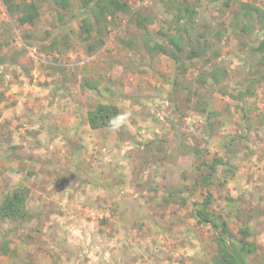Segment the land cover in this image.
Instances as JSON below:
<instances>
[{"label":"rangeland","instance_id":"374dc122","mask_svg":"<svg viewBox=\"0 0 264 264\" xmlns=\"http://www.w3.org/2000/svg\"><path fill=\"white\" fill-rule=\"evenodd\" d=\"M121 1L129 4L132 10L147 8L154 18V22L149 25L150 31L162 44H167V37L161 32H170L171 22L164 14V0ZM187 1L199 9L202 20L195 36L206 34L220 52V57L211 64H206L203 59L195 60L193 69L187 74L178 73L175 61L165 55L160 54L149 63L140 32L131 21L132 14L123 15L119 25L110 24L104 34L103 47L90 55L86 44L78 37V24L83 16L79 0H71L72 10L79 12V16L68 25L72 14L64 10L67 14L66 23L60 22L58 8L50 0H45L40 20L33 28L34 39L37 38V41L29 39L30 42L26 41L28 44L22 39L25 30L10 17L0 1V54L18 58L17 63L11 62L0 68V93L6 94L2 103L4 105H0V108L4 106L0 109L1 139H4V134H9L11 146H15L13 142H18L17 137H12L15 130L30 131L26 128L29 124L24 118L28 101L15 99L17 87L35 86L49 90L45 101L48 107L56 108L57 112L48 111L51 114L48 125L52 129L46 131L47 137L60 134L55 121L61 115H66V111L68 122L74 120L75 116L81 117L79 133L68 135L72 141L67 150H61L59 143L55 144L52 138L49 142L46 139L40 142L43 150L35 153L37 155L32 151L37 149L34 141L25 144L19 142L21 145L13 151L23 158V162L26 161L25 155L32 154L38 156L35 163H42L37 167L33 166L34 170L39 171L40 179L36 177L31 184L33 191H30L27 201V207L36 216V220L22 225L7 222L1 225L0 232L6 234L8 230L5 237L11 241L19 240L26 248L28 234L32 232L34 241L28 247L29 254L25 255L34 264H77L79 260L80 264H87L91 260L86 254L75 250L79 247L78 243L59 245L62 230L58 221L64 209L56 206L59 194L47 189L51 188L54 181H63L62 178L66 176L62 172L64 169H74L77 163L72 164L73 154H79L78 165L88 170L96 166H119L117 155L121 159L122 155L131 154V174H124L123 179L119 176L114 179L105 169L101 172L106 175L97 181L102 186L111 182L120 186L123 183L128 197L139 193L143 198L147 197V188L160 185L162 192L158 197L175 202L177 206L174 208L180 215L177 223L182 227L191 226L182 217L183 214L193 218L194 205L202 202L210 190L214 197L209 210L223 216L235 241L241 238L240 228L249 226L253 229L254 236L247 240L257 244L258 250L248 257L247 264H264V81L256 85L254 95L239 99L248 84L246 75L257 68L258 61L263 56L261 52L250 50L258 47L264 39V32L255 27L244 31V24L256 25V22L250 16L237 17L240 4H251L264 9V0H230L229 7H226L225 1ZM48 31L51 34H47ZM66 35L70 36V44L64 52L65 46L61 38ZM55 38L61 42L58 47L62 53L50 50L49 44ZM121 39L127 42L133 40L136 46L127 49L120 43ZM10 40V46H5ZM215 65L226 69L229 78L217 87L210 81L208 85L203 84L199 79L200 75L209 72ZM59 80L69 85L70 96L54 95ZM86 80L98 83V92H83L81 82ZM170 94L174 95V103L169 99ZM40 100L42 98L36 99L37 102H41ZM19 102L20 112L4 113L7 108ZM100 102L114 103L120 108L119 125L130 133L120 132L117 135L110 130L96 131L87 127L88 112ZM202 108L213 113L210 121ZM73 130L70 132L73 133ZM3 148L9 149L7 143ZM7 154L0 150V176L6 171L15 173L20 166ZM219 158L223 159V164L214 173L212 185L199 188L204 183L203 175ZM145 168L149 169L147 173L144 172ZM237 173H241V176L246 174L248 182L254 184L253 190L248 191V194L255 195L254 201L258 203L252 205V199L242 200L241 207L232 219L229 211L221 208L218 201L231 197L227 192V185L232 181L234 183ZM73 177L70 181L96 182L89 174L83 177L77 175V180L75 175ZM5 180L0 189V202L4 193L11 191L5 188L11 186L10 179ZM103 189L106 190H101V198L111 192L110 187L104 186ZM41 200L44 202L40 203ZM101 209L106 210L102 205ZM50 214L51 219L48 218ZM248 216L253 219L248 221ZM195 221L196 227H200L201 232L204 231L202 234L211 232L215 236V231L209 225L199 224L196 219ZM38 228L40 231L37 232ZM1 236L3 235H0V239ZM158 243L161 244L160 249L167 250L164 241L155 240L152 246Z\"/></svg>","mask_w":264,"mask_h":264},{"label":"crops","instance_id":"0c3cea01","mask_svg":"<svg viewBox=\"0 0 264 264\" xmlns=\"http://www.w3.org/2000/svg\"><path fill=\"white\" fill-rule=\"evenodd\" d=\"M15 92L18 93L15 96L16 100L28 101V108H26V116L24 118L29 124L26 125V128L30 129V131L15 130L12 137H17L18 142L14 141L13 145L19 147L20 143L25 144L26 142L34 141V147H37V149L34 148L32 151L35 154L43 150L40 142L45 139L48 142L54 139V143H59L61 150H67L71 139L68 135L79 133L78 130L82 126L81 117L75 116L74 120L68 122V111H66V115H61L55 121L60 134L47 137L46 131L52 129L48 125V118L51 117L48 111L54 110V113L57 112L56 108L48 107L45 101L49 90L35 86H24L17 87ZM39 98H42L41 102L36 101ZM2 103L0 105H4ZM3 108L4 106L0 109ZM8 111L11 114L20 112L21 102L11 108H7L4 113ZM87 127L90 128L88 123ZM71 130H73V133H71ZM4 144L5 141L0 137V150L5 155L8 153L11 157L6 148H3ZM78 155L73 154L71 159L73 161L72 164L77 163L74 169L72 171L66 169L62 171L66 175L62 178L63 181H54L51 184V188H47L59 194L56 206L64 209L60 219L61 222L58 221L62 230V238L58 239L59 245H67L69 242L78 243L79 247L75 248V250L91 258L87 264H213V258L217 254V244L214 241L215 236H213V233L205 232V234H202L204 231L201 232L200 227H196L195 218L185 217L184 214L182 217L188 223H191V226L183 224L185 227H182L179 225L177 222L180 215L179 211L177 212L174 208L177 206L175 202L172 200L165 202L166 198L158 197L162 192L160 185H155L154 188H147L145 191L147 197L143 198L139 193L128 197L129 195L125 193L127 188L123 183L121 186L114 185L112 182V184L102 186L97 181L106 175L101 172L105 169L107 174L110 177H114V179L118 176L123 179L124 174H131L130 166L133 164L131 154L122 155L121 159L117 155L119 166H116V164L109 168L96 166L91 168V170L84 169L83 166L78 165L80 161ZM37 157L32 154L25 155V164L23 161L22 164L20 159L18 161L13 160V162L19 163L20 166L15 173L6 171L0 176V189L4 181H6L5 179H10L11 186L5 188H9V190L27 188L33 191L31 184L37 179L36 177H40L39 171L34 170L33 166L37 167L42 164L35 163ZM148 170V168H145L144 172L147 173ZM85 174H89L93 179L95 178L96 182L70 181V179H74L73 175L76 176L75 179L77 180V175L83 177ZM26 180L30 182H26ZM248 181L249 178L247 179L246 174L241 176V173H237L234 183L232 181V183L227 185L229 189H227V192L230 193L229 195L232 198H221L218 201L221 208L223 207L229 211L232 219L235 218L237 209L241 207L242 200L248 198V201L253 200L252 205L258 203L254 201L255 195L248 194V191L253 190L254 185ZM104 186L110 187L111 192L105 198H101V190H106L103 189ZM84 190L87 192L85 193ZM38 191L40 192V190ZM39 202L42 203L44 200ZM101 205L106 210L101 209ZM221 213L225 215L224 212L221 211ZM48 218L51 219L52 215L50 214ZM33 222L30 221L29 224ZM51 227H53L52 224ZM33 236L32 232L28 234L29 242L27 243V248L24 243L13 239L10 245V252L0 255V264H34V261L25 255L29 254L28 247L34 241ZM155 240L166 242L167 250H164V248L160 249L161 244L159 243L152 246ZM26 251L27 253H25ZM76 263L80 264V260Z\"/></svg>","mask_w":264,"mask_h":264},{"label":"trees","instance_id":"16d2710c","mask_svg":"<svg viewBox=\"0 0 264 264\" xmlns=\"http://www.w3.org/2000/svg\"><path fill=\"white\" fill-rule=\"evenodd\" d=\"M10 17L14 18L20 28L25 30L23 41L27 43L29 39H34L35 31L33 28L40 20L42 3L45 0H0ZM53 5L59 10L60 22L66 23L64 10H68L72 16L68 24L76 20L79 12L72 10L71 0H50ZM225 1L226 7H229L230 0ZM81 3L82 19L79 21L78 37L86 44L87 52L91 55L100 50L104 45V34L108 30L110 24L119 25L123 15L132 14L131 21L136 24L140 37L142 39L143 47L147 53V60L152 63V60L158 55H165L175 61L176 70L178 73L187 74L191 71L195 60L203 59L207 64H211L220 57V52L215 48V43L206 35L195 36L201 24V16L199 9L187 0H164L163 9L164 14L170 19V32H161L167 37V44H162L157 37L149 29V25L154 22V18L149 14L147 8L132 10L129 4L121 0H79ZM243 15L250 16L256 22V25L244 24V31L251 27L257 28L264 32V9H259L251 4H240V10L237 17ZM66 25V24H64ZM245 33V32H244ZM47 34H51L48 31ZM220 37V34H218ZM31 40V41H33ZM65 46L64 52L68 49L70 44V36L66 35L61 38ZM120 43L127 49H133L136 43L133 40L128 42L124 39L119 40ZM10 40L5 43V46H10ZM30 42V40H29ZM61 43L58 39L50 42L49 47L52 52H63L60 47ZM28 44V43H27ZM1 47V44H0ZM1 51V48H0ZM251 52H261L262 58L258 61L257 68L249 71L246 75L248 84L245 91L240 94L239 99L243 100L246 97L254 95L256 85L264 81V39L260 41L258 47L250 50ZM249 52V51H247ZM17 63L18 58H11L9 55L0 54V68L5 65ZM60 76V75H59ZM229 78L228 71L220 66H213L209 72L200 75V81L208 85L209 81L215 87ZM59 85L55 86V94H64L70 96L69 85H66L62 80H59ZM81 89L83 92L96 93L98 92V83L86 80L81 82ZM188 91V89H187ZM186 93V92H184ZM178 94V91L176 92ZM182 95L181 92L179 93ZM170 101L174 103V95L170 94ZM4 101V94L0 93V103ZM207 112L208 120L213 116V113L207 108H202ZM243 112L242 109H239ZM245 117V115H244ZM121 118L120 108L114 103H97L87 114V123L92 130L107 131L110 130L113 134L120 135V132H128L127 129L119 125ZM210 133V132H209ZM1 135V133H0ZM5 143H7L8 151L11 155V160H19L22 162L23 158L13 153L17 146H11V139L8 134H4ZM69 140V144L71 143ZM148 147V145H147ZM14 158V159H13ZM223 164V159H216L208 168V171L203 175L204 183L201 186L196 181L199 188L208 187L212 185V178L217 172L218 167ZM30 190L27 188L14 189L4 193L3 199L0 202V229L1 225L11 222L20 225L35 221L36 216L27 207ZM202 202H197L194 205L193 216L199 224L209 225L215 231V243L217 244V254L213 258V264H247L248 257L253 255L258 246L255 243H249L248 238L253 237V229L249 226L239 229L241 238L236 241L230 233V226L228 222L221 215L214 214L209 208L212 205L214 197L213 192L207 191ZM169 201L167 198L165 202ZM248 216V221L252 220ZM1 231V230H0ZM11 231V230H10ZM16 231V230H15ZM36 231H40L39 228ZM8 230L6 231L7 234ZM5 232H0V255H5L10 252L11 240L5 237Z\"/></svg>","mask_w":264,"mask_h":264}]
</instances>
